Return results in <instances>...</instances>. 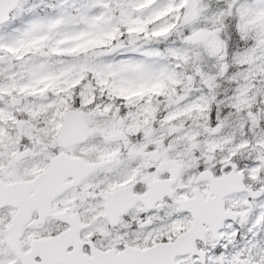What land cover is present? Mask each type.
<instances>
[{
  "label": "snow or ice",
  "instance_id": "obj_1",
  "mask_svg": "<svg viewBox=\"0 0 264 264\" xmlns=\"http://www.w3.org/2000/svg\"><path fill=\"white\" fill-rule=\"evenodd\" d=\"M0 264H264V0H0Z\"/></svg>",
  "mask_w": 264,
  "mask_h": 264
}]
</instances>
